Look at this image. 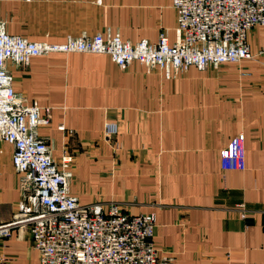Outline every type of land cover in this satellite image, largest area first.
Here are the masks:
<instances>
[{"label":"crops","instance_id":"0c3cea01","mask_svg":"<svg viewBox=\"0 0 264 264\" xmlns=\"http://www.w3.org/2000/svg\"><path fill=\"white\" fill-rule=\"evenodd\" d=\"M0 10L7 31L29 40L109 31L155 42L164 28L175 40L171 0H0ZM248 41L251 58L169 77L97 52L52 51L6 65L19 96L52 107L37 132L55 160L64 148L72 153L69 189L80 202L153 212L155 246L179 264H264V25ZM104 120L117 125L112 144ZM240 131L246 167L224 169L219 150ZM12 149L0 138V221L20 198ZM0 253L1 264L39 263L26 227H14Z\"/></svg>","mask_w":264,"mask_h":264},{"label":"built area","instance_id":"2783aa9c","mask_svg":"<svg viewBox=\"0 0 264 264\" xmlns=\"http://www.w3.org/2000/svg\"><path fill=\"white\" fill-rule=\"evenodd\" d=\"M171 5L175 40H169L164 28L155 42L122 40L109 31L68 35L62 42L29 40L7 31L0 10V138L12 144L20 189L12 217L0 221V241L14 227H26L38 264H179L172 253L155 246L153 212L129 214L115 200L82 203L70 191L72 153L64 148L55 160L37 132L39 125L49 122L52 107L19 96L6 65L8 60L27 64L32 56L52 51L97 52L120 66L139 60L169 77L173 70L185 71L190 65L202 69L254 56L248 32L264 25V0H171ZM116 131L115 122L104 120L103 133L111 144ZM219 156L222 168L244 169V132L231 136ZM4 260L0 253V264Z\"/></svg>","mask_w":264,"mask_h":264}]
</instances>
